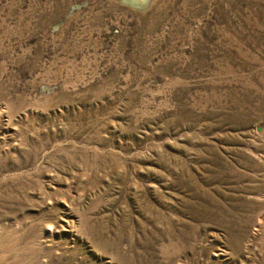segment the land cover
Masks as SVG:
<instances>
[{
  "label": "rangeland",
  "instance_id": "rangeland-1",
  "mask_svg": "<svg viewBox=\"0 0 264 264\" xmlns=\"http://www.w3.org/2000/svg\"><path fill=\"white\" fill-rule=\"evenodd\" d=\"M0 264H264V0H0Z\"/></svg>",
  "mask_w": 264,
  "mask_h": 264
},
{
  "label": "water",
  "instance_id": "water-1",
  "mask_svg": "<svg viewBox=\"0 0 264 264\" xmlns=\"http://www.w3.org/2000/svg\"><path fill=\"white\" fill-rule=\"evenodd\" d=\"M154 0H119L121 4L127 5L137 10H145ZM258 130H260L258 128Z\"/></svg>",
  "mask_w": 264,
  "mask_h": 264
}]
</instances>
